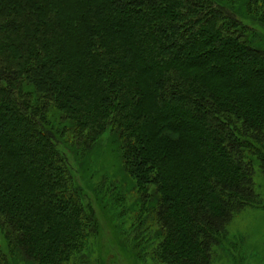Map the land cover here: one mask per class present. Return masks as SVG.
<instances>
[{
    "label": "trees",
    "instance_id": "obj_1",
    "mask_svg": "<svg viewBox=\"0 0 264 264\" xmlns=\"http://www.w3.org/2000/svg\"><path fill=\"white\" fill-rule=\"evenodd\" d=\"M261 16L264 0H0V264H90L98 225L67 138L105 132L152 210L120 223L130 247L211 264L262 201Z\"/></svg>",
    "mask_w": 264,
    "mask_h": 264
},
{
    "label": "rangeland",
    "instance_id": "obj_2",
    "mask_svg": "<svg viewBox=\"0 0 264 264\" xmlns=\"http://www.w3.org/2000/svg\"><path fill=\"white\" fill-rule=\"evenodd\" d=\"M248 25H253L258 30V46L264 50V19L255 21V24L249 22ZM70 123L74 126L70 120H67L66 126ZM67 140L70 147L72 146L71 149L68 148L67 155L74 161L77 184L84 189L88 197L86 202L92 205L98 225L97 237L87 241L89 263L160 264L149 258L152 247H130L129 241L121 234L124 227L126 230L134 220L137 223V219H143L147 226L152 220L147 212L152 210L149 207L147 210L146 205L138 204L134 184L122 168L117 137L105 132L87 147L77 145L71 135ZM187 174L184 173L182 178ZM254 184L262 200L260 206L246 208L233 215L228 226V239L222 249L215 251L211 264H264V176L260 172H256ZM121 222L124 227L120 226ZM150 225L151 231H155L154 225ZM141 237L145 241L146 235ZM137 253L143 256L137 258ZM17 264L28 263L17 258Z\"/></svg>",
    "mask_w": 264,
    "mask_h": 264
}]
</instances>
